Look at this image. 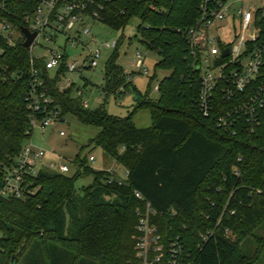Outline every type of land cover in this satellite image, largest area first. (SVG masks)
Masks as SVG:
<instances>
[{"label": "trees", "instance_id": "obj_1", "mask_svg": "<svg viewBox=\"0 0 264 264\" xmlns=\"http://www.w3.org/2000/svg\"><path fill=\"white\" fill-rule=\"evenodd\" d=\"M200 1H105L101 18L108 26L124 29L140 19V41L160 55L151 79L158 69L170 73L160 79L156 100L135 88L137 104L125 117L108 113L105 104L89 108L75 84L61 88L56 79L49 82L45 90L61 117L71 113L100 127L90 143L128 174L120 180L87 165L80 154L73 174L47 168L29 174L24 197L0 195V264H135L137 209L147 201L160 231L183 240L197 264H255L261 258L264 236L254 231L264 223V106L253 132L243 122L235 133L217 126L218 114L235 99L217 96L211 116L200 111L201 75L186 36L200 14ZM0 2L6 5L0 14L16 26L34 7L33 0ZM120 41L103 73L104 97L132 83L118 62ZM29 80L24 41L0 40V179L32 135L25 99ZM141 108L150 110L151 126L134 124L132 116ZM85 174L93 180L77 191ZM226 228L239 238L227 236ZM248 236L257 244L250 255L242 249Z\"/></svg>", "mask_w": 264, "mask_h": 264}, {"label": "built area", "instance_id": "obj_2", "mask_svg": "<svg viewBox=\"0 0 264 264\" xmlns=\"http://www.w3.org/2000/svg\"><path fill=\"white\" fill-rule=\"evenodd\" d=\"M33 1V10L25 11L21 26L0 14V40L7 44L12 45L18 39L25 41L24 27L36 33L27 47L30 80L25 97L32 135L1 179L0 195L16 198L26 195L29 174H36L41 168L73 174L79 166L74 160L72 168L61 157L46 159L47 151L33 142L36 129L44 134L64 119L52 96L46 92V86L53 79L61 88L76 85L72 74L82 76V72L94 70L103 52H112L118 42L98 43L91 30L92 25L103 23L101 14L107 0ZM246 1L201 0L198 18L186 29L189 54L201 75L199 109L208 117L217 109V96L225 101L235 99L233 107L220 111L217 116V126L233 133L238 132L242 122L246 130L253 132L259 122V111L264 106V7H246ZM5 8V3L0 2V11ZM259 10L260 14L257 13ZM62 37L65 40L59 43ZM44 41L50 45L42 43ZM78 46L86 50L85 56L81 60L71 59L69 47ZM36 48L40 49L38 54ZM225 50H228L227 54H224ZM135 65L140 69L144 66L141 52L137 54ZM130 78L131 74L128 75ZM60 133L64 134L63 131ZM89 160L94 161V155H90ZM135 194L144 199L139 191L135 190ZM155 214L149 201L145 202L144 209H137L135 264H197L196 257L183 240L160 231L152 220ZM228 230L226 228L225 233ZM210 231L202 234L203 240L208 238Z\"/></svg>", "mask_w": 264, "mask_h": 264}, {"label": "rangeland", "instance_id": "obj_3", "mask_svg": "<svg viewBox=\"0 0 264 264\" xmlns=\"http://www.w3.org/2000/svg\"><path fill=\"white\" fill-rule=\"evenodd\" d=\"M246 7L259 8L264 7V0H247ZM140 24L139 18H133L124 29H115L105 23H97L91 26L98 43L109 40L115 42L118 40V62L122 65L127 76L131 74L132 83L122 92L111 94L104 97L102 91L103 73L106 68V63L110 57L109 51H104L99 59V65L92 71L82 72V76L73 73L72 77L76 83V94L83 98L89 108H96L105 104L108 113L125 117L135 108L137 104L135 88L141 93L149 92L148 97L156 100L159 97L157 85L164 76L170 73V70L158 69L156 71V78L151 79L155 72V64L160 60V55L155 50L149 49L145 44L140 41V36L137 32V27ZM74 34V31H69ZM225 37H229L226 35ZM64 37L59 39V43L64 42ZM88 40V36L85 37ZM50 45V43L42 42ZM40 52L39 48L35 49V53ZM138 52L142 53L144 57V66L140 69L135 65ZM86 50L81 46L76 48L69 47V55L71 59H83ZM87 79L89 81H87ZM79 91L82 93L79 94ZM133 122L137 127H148L152 125L153 119L151 112L148 108H141L136 111L133 116ZM63 131L64 134H61ZM100 127L82 122L75 115L68 113L64 116L63 120L57 121L53 126L42 134L38 129L33 132V142L39 148H44L47 151L46 159L59 158L71 165L74 168V160L80 154L81 158L87 159V165L92 166L97 170H116L121 177L120 180L126 179V170L124 166L119 164L114 158L107 154L101 147H94L90 141L94 138ZM90 155H94L95 160L90 161ZM113 175V174H112ZM116 175V174H114ZM117 176V175H116ZM93 180L92 175H83L76 182L77 191H81L84 186L90 184ZM2 190V180L0 179V193ZM141 208V207H140ZM145 208V204L142 206ZM256 235L264 236V223L260 225L255 231ZM206 233V231H204ZM233 240H237L239 236L232 231L226 232ZM1 237V233H0ZM257 244L248 236L242 241V249L244 253L250 255L256 250ZM255 264H264V251L261 258Z\"/></svg>", "mask_w": 264, "mask_h": 264}, {"label": "water", "instance_id": "obj_4", "mask_svg": "<svg viewBox=\"0 0 264 264\" xmlns=\"http://www.w3.org/2000/svg\"><path fill=\"white\" fill-rule=\"evenodd\" d=\"M22 32L26 35V40L24 41V46L25 47H28L31 42L33 41L36 33L35 32H30L27 28H22ZM228 53V50H225L224 51V54H227ZM13 260H14V257H13ZM13 263V261H12Z\"/></svg>", "mask_w": 264, "mask_h": 264}, {"label": "crops", "instance_id": "obj_5", "mask_svg": "<svg viewBox=\"0 0 264 264\" xmlns=\"http://www.w3.org/2000/svg\"><path fill=\"white\" fill-rule=\"evenodd\" d=\"M125 170H126V169H125ZM115 171H116V170H111L112 173H114V174H116L118 177H121V178H122V176H121L119 173H116L117 171H116V172H115ZM126 177H127V175H126Z\"/></svg>", "mask_w": 264, "mask_h": 264}]
</instances>
